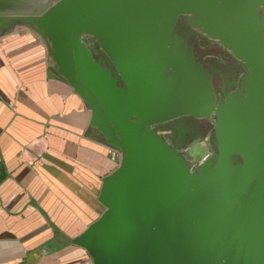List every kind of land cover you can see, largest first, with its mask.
I'll use <instances>...</instances> for the list:
<instances>
[{
  "label": "water",
  "instance_id": "95a60500",
  "mask_svg": "<svg viewBox=\"0 0 264 264\" xmlns=\"http://www.w3.org/2000/svg\"><path fill=\"white\" fill-rule=\"evenodd\" d=\"M264 0H0V35L27 23L118 148L104 211L76 237L96 264H264ZM190 15L245 63L218 101L177 29ZM94 42L100 59L88 46ZM216 116L215 152L195 169L160 131ZM162 125V126H161Z\"/></svg>",
  "mask_w": 264,
  "mask_h": 264
},
{
  "label": "crops",
  "instance_id": "0c3cea01",
  "mask_svg": "<svg viewBox=\"0 0 264 264\" xmlns=\"http://www.w3.org/2000/svg\"><path fill=\"white\" fill-rule=\"evenodd\" d=\"M45 38L21 21L0 35V264H96L75 239L104 211L121 151L92 124Z\"/></svg>",
  "mask_w": 264,
  "mask_h": 264
},
{
  "label": "flooded vegetation",
  "instance_id": "af4514ba",
  "mask_svg": "<svg viewBox=\"0 0 264 264\" xmlns=\"http://www.w3.org/2000/svg\"><path fill=\"white\" fill-rule=\"evenodd\" d=\"M260 14L264 16V7L260 9ZM10 25L12 23L7 25L6 28ZM198 25L195 21L193 22L190 15H181L178 18L177 29L180 36L185 38L187 43L192 46L196 58L208 67L217 99L221 102L225 99V92L231 94L238 90L242 78L246 74L247 67L244 62L237 59L217 40H213L205 34ZM88 46L100 59L105 60L107 58L105 55H100L91 39H89ZM215 121L216 116L214 114L209 118L187 117L185 120L178 119L170 122L169 126L176 125L180 127V125H183L184 128L178 132L170 130L165 137L173 145L180 142H189L187 146H190L191 149L181 151V153L185 156H193L198 160L205 153L210 152L213 155L215 152V146L212 143L215 137Z\"/></svg>",
  "mask_w": 264,
  "mask_h": 264
},
{
  "label": "built area",
  "instance_id": "2783aa9c",
  "mask_svg": "<svg viewBox=\"0 0 264 264\" xmlns=\"http://www.w3.org/2000/svg\"><path fill=\"white\" fill-rule=\"evenodd\" d=\"M161 134L166 135L168 131H160ZM190 148V146L184 147V148H179L178 150L181 151H187ZM191 149V148H190ZM211 153H205L203 156H201L198 160H196L193 156L186 155L187 160L189 161V164L192 169H195L197 166H199L202 162H204Z\"/></svg>",
  "mask_w": 264,
  "mask_h": 264
}]
</instances>
